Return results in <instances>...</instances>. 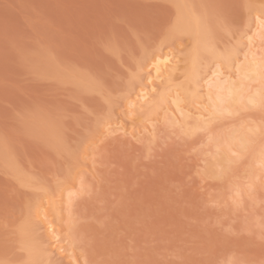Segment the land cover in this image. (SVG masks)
<instances>
[{
	"label": "rangeland",
	"instance_id": "obj_1",
	"mask_svg": "<svg viewBox=\"0 0 264 264\" xmlns=\"http://www.w3.org/2000/svg\"><path fill=\"white\" fill-rule=\"evenodd\" d=\"M254 14L264 0H0V264H70L35 206L78 264H264V98L200 128L161 104L152 134L99 136L159 50L179 52L172 83L194 107L191 54L204 67L206 40L243 52ZM262 32L251 56L264 60ZM249 84L264 88V69ZM249 128V148L216 166Z\"/></svg>",
	"mask_w": 264,
	"mask_h": 264
},
{
	"label": "bare ground",
	"instance_id": "obj_2",
	"mask_svg": "<svg viewBox=\"0 0 264 264\" xmlns=\"http://www.w3.org/2000/svg\"><path fill=\"white\" fill-rule=\"evenodd\" d=\"M185 19L187 26H190L194 32L201 33L196 22L198 20L194 16L188 14ZM252 30L255 32L246 34L247 41L243 52L233 49L221 54L211 46H207L209 44L207 40L204 41L202 37L200 38L205 42L202 43L206 46L205 51L209 53V59H215L216 61L201 67L199 56L195 53L190 56V67L187 70V76L193 87L184 90H187L192 98L195 97L192 102L194 107L185 104L181 88L174 87L175 84L172 83L175 73H178L179 68H181L180 62L183 61L179 58L180 55L177 54L179 52H175L174 49L155 52L143 66L146 69L143 83L125 100L118 117L103 123L101 126L102 132L100 131L102 136L99 133L100 139L116 132L126 136L129 140L136 139L137 136L145 132H151L152 134V122L155 120L153 115L159 117L160 113L157 110L161 104H164L162 109H165L168 114L170 113L169 119L171 122L180 121L177 119L176 114L181 117V121L185 125H188L186 119L195 117L192 128L206 126L219 113L234 111L240 106L259 104L264 98V88L257 87L253 91H247L249 83L260 79L263 75L264 60L255 59L251 56L252 48H254L253 42L264 31V17L260 14H254ZM206 42L208 43L206 44ZM198 86L202 90V97L198 95L200 93ZM154 98H156V101ZM255 132L254 128L233 130L226 139L227 145L217 152L215 159H213L217 161L216 166L218 165L221 169L226 168V164L231 159L229 157L230 153L235 152L233 147L239 151H245L249 148L252 134ZM257 156L260 158L259 160L255 159L258 163L264 160V148L258 149ZM84 168H89L87 163H85ZM34 209V215L40 217L42 224L40 225L48 236L52 250L59 254V257L61 255L63 258L71 260L70 264H78L73 258L74 254L72 255L69 249H64L65 246L63 248L60 225L48 218L51 207H47L45 211H41L42 207L36 208L35 206Z\"/></svg>",
	"mask_w": 264,
	"mask_h": 264
}]
</instances>
